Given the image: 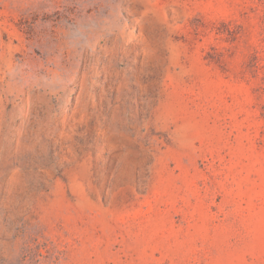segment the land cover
<instances>
[{
    "label": "rangeland",
    "instance_id": "1",
    "mask_svg": "<svg viewBox=\"0 0 264 264\" xmlns=\"http://www.w3.org/2000/svg\"><path fill=\"white\" fill-rule=\"evenodd\" d=\"M0 264H264V0H0Z\"/></svg>",
    "mask_w": 264,
    "mask_h": 264
}]
</instances>
